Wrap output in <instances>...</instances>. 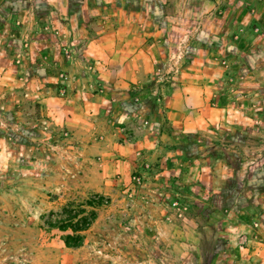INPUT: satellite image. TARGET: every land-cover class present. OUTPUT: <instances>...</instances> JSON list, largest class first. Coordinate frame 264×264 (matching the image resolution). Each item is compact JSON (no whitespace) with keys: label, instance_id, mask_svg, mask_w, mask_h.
<instances>
[{"label":"crops","instance_id":"1","mask_svg":"<svg viewBox=\"0 0 264 264\" xmlns=\"http://www.w3.org/2000/svg\"><path fill=\"white\" fill-rule=\"evenodd\" d=\"M39 2L42 9L28 0L0 4V24L8 25L2 32L10 33L0 34V74L13 79L23 72L19 76L26 87L23 101L34 104L36 112L23 111L25 123L38 134L40 128L52 131L63 145L56 149L62 152L59 161L68 167L69 176L82 180L86 190L109 196L122 191L132 172L153 162L158 182H167L181 196L188 182L201 195L208 189L219 194L220 184L242 164L236 156L233 161L223 159L219 152L248 154L259 143L253 131L257 130L254 121L264 120L262 1ZM37 24L41 27L36 30L44 27L48 33L43 32L35 43L26 42L24 50L22 43ZM254 26L260 29L258 35L252 33ZM62 47H69L68 55ZM13 58L20 64L13 65ZM225 69L232 74L229 85L220 80V70ZM168 71L173 72L165 77ZM60 74L66 75L64 95L58 94ZM0 84L8 86L6 79H0ZM262 132L260 128L258 135ZM33 135L6 147L11 152L5 159L8 166L17 158L24 170L19 193L26 200L38 196L45 179H58L56 173L45 177L43 145ZM191 138L203 140L193 151L188 144ZM225 140L228 143L223 144ZM50 160L52 166L58 162ZM260 175L256 188L250 186L254 182L244 181L243 199L264 198V172ZM238 194L234 209L239 208ZM256 205H247L246 214L252 217L241 253L244 258L227 259V264H264V207L254 214ZM255 219L260 224L256 231L250 226ZM180 226L163 227V235L170 241L173 234L181 238L175 231H183ZM166 263L203 264L202 259L148 261Z\"/></svg>","mask_w":264,"mask_h":264},{"label":"rangeland","instance_id":"2","mask_svg":"<svg viewBox=\"0 0 264 264\" xmlns=\"http://www.w3.org/2000/svg\"><path fill=\"white\" fill-rule=\"evenodd\" d=\"M6 1L0 0V4ZM28 1L35 4L37 9L43 7L39 0ZM258 1H262L261 11L264 13V0ZM249 14L253 16L255 10L251 8ZM3 27L8 29L7 24H0V34H10L9 31L2 32L5 30ZM40 27L41 24H37L34 32L30 30L32 35L29 34L28 39L22 43L24 50L29 40L35 43L43 38L44 27L41 32L36 30ZM252 33L258 35L260 29L252 27ZM17 59L13 58L11 63L19 65ZM220 62L223 65V61ZM220 71L223 84H231L230 71ZM22 74L20 72L13 79L4 78L0 74V79H6L8 85L0 84V264H148L149 259H202L203 264H209L207 260L210 259H219L217 264H227V259L244 258L243 250L246 248L248 232H251L247 223L252 217V214H246L249 213L247 205L258 203L256 210H252L254 214L261 212L259 207H264L263 197L256 195L254 199L245 200L242 195L244 181L254 182L250 186L256 188L260 183V174L264 172V120L254 121L257 126V130L253 131L257 135L254 141L259 143L254 145L253 151L237 155L226 149L219 152L223 159L229 157L233 161L236 156L242 161L241 168L235 169L230 179L226 178L220 184L219 194L208 189L201 195L196 185L188 182L183 184L185 187L181 190V196L180 191L167 182H158L154 163L146 162L142 169L132 172L129 182L121 186L122 191L101 196L86 190L82 180L69 176L70 170L59 161L62 152L56 149H61L63 145L53 137L51 130L40 128L38 134L33 126L28 128L22 112L27 111L33 115L35 107L31 102L23 101L26 99V87L23 85L24 80L19 79ZM12 97L14 101H7V98ZM260 128L263 132L258 135ZM32 133V139L43 145L45 177L56 173L58 179H53V182L51 178L45 179L38 196L26 200L19 193V187L24 183L20 179L24 177V170L17 158L12 166H8L9 162H5V159L11 156V152L6 147L24 142V138ZM189 139L188 144L193 145L192 151L194 145H200L203 141L202 138H198L200 142ZM222 143L228 142L225 140ZM261 144L263 147L260 149ZM191 152L189 155L194 156ZM13 155L17 154L14 152ZM54 157L58 162L52 166L54 162L50 159ZM27 170H32V167ZM195 173L194 170L192 175L195 176ZM233 191L239 193L236 202L238 209L232 206L233 198L237 195ZM98 197L102 198V204L97 208L96 219L82 233L81 245L78 248L65 247L63 236L69 232H60L48 225L56 223L66 202L81 203L89 198L96 201ZM254 221L260 225L259 220ZM180 223L183 231H175L181 238L176 237L173 231L170 233L173 234L171 241L169 236L163 235V227L172 229ZM164 236L165 243L161 240ZM243 236H246L245 244ZM257 236L262 237L261 234ZM254 241L260 243L258 239Z\"/></svg>","mask_w":264,"mask_h":264},{"label":"trees","instance_id":"3","mask_svg":"<svg viewBox=\"0 0 264 264\" xmlns=\"http://www.w3.org/2000/svg\"><path fill=\"white\" fill-rule=\"evenodd\" d=\"M102 198L98 197L96 201L86 199L78 203L77 201L66 202L60 212V217L56 223L48 225L57 228L60 232L69 233L63 236V244L67 248H78L83 235L93 221L96 219V211L102 203Z\"/></svg>","mask_w":264,"mask_h":264},{"label":"built area","instance_id":"4","mask_svg":"<svg viewBox=\"0 0 264 264\" xmlns=\"http://www.w3.org/2000/svg\"><path fill=\"white\" fill-rule=\"evenodd\" d=\"M69 52H70L69 47H62V53H63V54L68 55ZM172 72H173V71H168L167 73H165L164 76L166 77V76L170 75ZM161 77L163 78V75H162ZM165 77H164V78H165ZM59 79H60L61 83H60V88L58 89V94H59V95H64V94H65V88H64V86H63V83H64V81L66 80V75H64V74H60V75H59ZM251 227H252V228H256V227H257V223H255V222L252 223ZM242 240H243V243L245 244V242H246V236H243V237H242Z\"/></svg>","mask_w":264,"mask_h":264}]
</instances>
